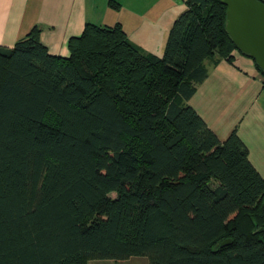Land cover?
Wrapping results in <instances>:
<instances>
[{
  "label": "trees",
  "instance_id": "1",
  "mask_svg": "<svg viewBox=\"0 0 264 264\" xmlns=\"http://www.w3.org/2000/svg\"><path fill=\"white\" fill-rule=\"evenodd\" d=\"M183 3L159 56L118 24L0 46V264H264V179L186 104L231 60L225 7Z\"/></svg>",
  "mask_w": 264,
  "mask_h": 264
},
{
  "label": "crops",
  "instance_id": "2",
  "mask_svg": "<svg viewBox=\"0 0 264 264\" xmlns=\"http://www.w3.org/2000/svg\"><path fill=\"white\" fill-rule=\"evenodd\" d=\"M110 1L116 9L108 6L109 0H0V46L12 47L37 27L47 52L66 57L67 40L78 36L86 23L118 24L131 44L159 56L173 20L185 8L184 0ZM230 55V62L217 57L204 62L206 76L186 104L220 141L235 131L264 179V78L251 59L236 49Z\"/></svg>",
  "mask_w": 264,
  "mask_h": 264
},
{
  "label": "water",
  "instance_id": "3",
  "mask_svg": "<svg viewBox=\"0 0 264 264\" xmlns=\"http://www.w3.org/2000/svg\"><path fill=\"white\" fill-rule=\"evenodd\" d=\"M225 7L224 29L240 54L264 74V3L259 0H218ZM222 241L220 246L228 244Z\"/></svg>",
  "mask_w": 264,
  "mask_h": 264
},
{
  "label": "rangeland",
  "instance_id": "4",
  "mask_svg": "<svg viewBox=\"0 0 264 264\" xmlns=\"http://www.w3.org/2000/svg\"><path fill=\"white\" fill-rule=\"evenodd\" d=\"M99 263L100 264H147L146 260L144 258H141V257L129 258L128 260L117 261V262H114V261H99Z\"/></svg>",
  "mask_w": 264,
  "mask_h": 264
}]
</instances>
